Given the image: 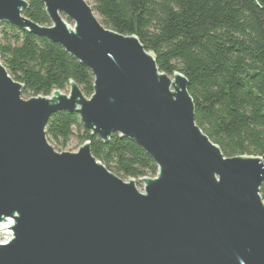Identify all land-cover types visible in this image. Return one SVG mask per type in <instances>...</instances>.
<instances>
[{"label":"water","instance_id":"water-1","mask_svg":"<svg viewBox=\"0 0 264 264\" xmlns=\"http://www.w3.org/2000/svg\"><path fill=\"white\" fill-rule=\"evenodd\" d=\"M40 1L51 26L25 17L26 0H0V23L58 44L91 70L94 93L71 81L68 95L24 100L0 56V226L12 221L0 264H264V159L225 157L197 125L187 79L162 73L86 0ZM59 112L105 143L131 139L158 176L140 180L142 193L89 142L58 153L46 128Z\"/></svg>","mask_w":264,"mask_h":264},{"label":"trees","instance_id":"trees-1","mask_svg":"<svg viewBox=\"0 0 264 264\" xmlns=\"http://www.w3.org/2000/svg\"><path fill=\"white\" fill-rule=\"evenodd\" d=\"M26 1L25 17L51 26L44 4ZM91 1L105 27L138 37L162 73L187 79L197 125L225 157L264 159V0ZM0 56L25 95L50 97L65 92L71 81L85 97L94 93L88 67L58 44L11 23H0ZM75 132L121 179L158 176V166L137 143L116 133L105 143L78 114H54L46 137L64 149ZM260 194L264 201V183Z\"/></svg>","mask_w":264,"mask_h":264},{"label":"rangeland","instance_id":"rangeland-1","mask_svg":"<svg viewBox=\"0 0 264 264\" xmlns=\"http://www.w3.org/2000/svg\"><path fill=\"white\" fill-rule=\"evenodd\" d=\"M89 4H90V6L91 7H93V2L91 1V0H86ZM95 13V12H94ZM95 15H96V17L98 18V20L102 23V18L97 14V13H95ZM64 20L66 21V23L70 26V27H74V23L72 22V23H70L69 22V20L68 19H66L65 17H64ZM103 24V23H102ZM105 26V25H104ZM69 92H70V87L65 91V92H63V94H66V95H68L69 94ZM22 98L24 99V100H29V99H31V98H33L32 97V95L31 94H24V92H23V94H22ZM53 147H54V149L58 152V153H62V152H69V153H77L78 151H79V149L83 146V143L81 142V140H80V138L78 137V134H76V132H75V136L74 137H72L71 138V140L69 141V143L67 144V147L66 148H64V149H61V148H59V147H57L56 145H54V144H51ZM124 181H128V179H123ZM136 187H137V189L140 191V192H144V184L140 181V182H136ZM9 236H11V234H10V231H3L1 234H0V241L1 242H4V241H6L8 238H9Z\"/></svg>","mask_w":264,"mask_h":264},{"label":"built area","instance_id":"built-area-1","mask_svg":"<svg viewBox=\"0 0 264 264\" xmlns=\"http://www.w3.org/2000/svg\"><path fill=\"white\" fill-rule=\"evenodd\" d=\"M11 226L12 225V221L11 222H8V223H6V224H2L1 226H0V234L2 233L1 231L3 230V228H5V226ZM9 226V227H10ZM8 227V228H9ZM5 231V230H4ZM8 231H10V229H8ZM10 234H11V236H9V238L6 240V241H4V242H1L0 241V244L1 245H5V244H7V243H9L10 241H11V239H12V232L10 231Z\"/></svg>","mask_w":264,"mask_h":264},{"label":"bare ground","instance_id":"bare-ground-1","mask_svg":"<svg viewBox=\"0 0 264 264\" xmlns=\"http://www.w3.org/2000/svg\"><path fill=\"white\" fill-rule=\"evenodd\" d=\"M10 226V225H9ZM9 226H5V228H3V230L1 231V232H3L4 230L5 231H8V229H10V227ZM9 227V228H8Z\"/></svg>","mask_w":264,"mask_h":264}]
</instances>
